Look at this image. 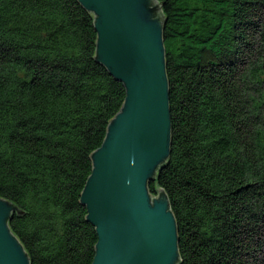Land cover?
Masks as SVG:
<instances>
[{
  "label": "trees",
  "instance_id": "16d2710c",
  "mask_svg": "<svg viewBox=\"0 0 264 264\" xmlns=\"http://www.w3.org/2000/svg\"><path fill=\"white\" fill-rule=\"evenodd\" d=\"M165 18L178 264H264V0H156ZM77 0H0V197L31 264H91L80 193L123 84Z\"/></svg>",
  "mask_w": 264,
  "mask_h": 264
},
{
  "label": "water",
  "instance_id": "95a60500",
  "mask_svg": "<svg viewBox=\"0 0 264 264\" xmlns=\"http://www.w3.org/2000/svg\"><path fill=\"white\" fill-rule=\"evenodd\" d=\"M93 14L95 59L125 88L120 110L91 153L80 193L97 235L91 264H178L177 225L164 190L148 184L170 154L165 18L156 0H77ZM0 197V264H31Z\"/></svg>",
  "mask_w": 264,
  "mask_h": 264
}]
</instances>
